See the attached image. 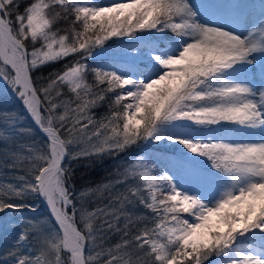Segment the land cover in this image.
Masks as SVG:
<instances>
[{
  "label": "snow or ice",
  "instance_id": "obj_1",
  "mask_svg": "<svg viewBox=\"0 0 264 264\" xmlns=\"http://www.w3.org/2000/svg\"><path fill=\"white\" fill-rule=\"evenodd\" d=\"M0 84V264H264V0H0Z\"/></svg>",
  "mask_w": 264,
  "mask_h": 264
},
{
  "label": "trees",
  "instance_id": "obj_2",
  "mask_svg": "<svg viewBox=\"0 0 264 264\" xmlns=\"http://www.w3.org/2000/svg\"><path fill=\"white\" fill-rule=\"evenodd\" d=\"M101 3H107L108 0H100ZM57 27L63 28L66 27L63 21H60L57 24ZM112 42L109 41V44ZM115 46V45H113ZM64 61L60 63L51 64L42 69L44 75H47L49 72H52L54 69L59 70L62 67ZM105 109H98L97 112H103ZM16 113L20 118L21 123L18 125L20 127H32L34 129L33 138L41 135L32 125L29 118L25 115L24 109L21 103L18 100L12 98L10 94H6L4 91V87L0 84V148L4 146L3 137L8 135L11 132L10 127L6 124L4 113ZM13 141L12 147H16V142H24L28 140V136L25 134H17L13 133ZM134 150V149H133ZM12 160L5 159L3 152H0V173H8L9 169L6 165L11 164ZM115 161L110 158H105L103 161L98 160H81L77 163L75 168V183L78 189L86 186H95L98 183H102L105 181L108 173L111 172L115 166ZM19 174H23L20 172ZM7 180L8 182H15L8 175H0V183ZM106 202V201H105ZM48 218L47 211L41 207L40 202L37 201L36 212L32 213L30 211H24L20 213H0V224L9 225L10 231L8 229L5 230L6 238H0V251L4 250L7 246H10L14 236L16 235V229L22 226V223L26 219H32L34 221H39L40 219ZM5 221L7 223H5ZM15 225V228L13 227ZM119 239L118 235H114L110 243L115 244Z\"/></svg>",
  "mask_w": 264,
  "mask_h": 264
},
{
  "label": "rangeland",
  "instance_id": "obj_3",
  "mask_svg": "<svg viewBox=\"0 0 264 264\" xmlns=\"http://www.w3.org/2000/svg\"><path fill=\"white\" fill-rule=\"evenodd\" d=\"M256 0H250V2H253V3H256L255 2ZM256 4H259V3H256ZM42 218H47L46 216L45 217H42ZM48 219V218H47ZM47 219H40L38 222H43L41 224L42 227H48V224L46 223ZM10 228L8 224H6V226L4 224H0V238H6V234H5V230L8 229V231H10Z\"/></svg>",
  "mask_w": 264,
  "mask_h": 264
},
{
  "label": "water",
  "instance_id": "obj_4",
  "mask_svg": "<svg viewBox=\"0 0 264 264\" xmlns=\"http://www.w3.org/2000/svg\"><path fill=\"white\" fill-rule=\"evenodd\" d=\"M32 122V121H31ZM33 124V123H32ZM36 128V127H35ZM38 131H39V129L38 128H36ZM40 132V131H39ZM42 204V206L44 207V208H46L47 209V207H46V205L45 204H43V203H41ZM47 211H48V209H47Z\"/></svg>",
  "mask_w": 264,
  "mask_h": 264
}]
</instances>
